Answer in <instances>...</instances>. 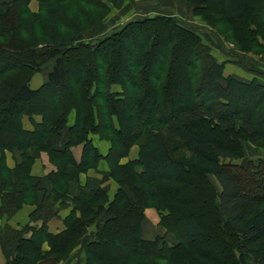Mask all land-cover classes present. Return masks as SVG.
Wrapping results in <instances>:
<instances>
[{"label":"trees","instance_id":"obj_1","mask_svg":"<svg viewBox=\"0 0 264 264\" xmlns=\"http://www.w3.org/2000/svg\"><path fill=\"white\" fill-rule=\"evenodd\" d=\"M31 1L0 2V112L6 116L0 132V214L11 217L37 194L40 179L29 173L31 150L47 151L57 170L51 175L52 188L30 215L41 225H4L0 249L5 261L0 264H58L78 241L85 264H104L105 258L109 264H264V159L244 165L222 161L242 154L241 139L251 144L264 140V84L255 77L224 75L225 64L212 56L199 65L202 52L209 53L200 50L201 39L192 27L172 16L133 19L95 36L85 33L84 17L91 15L90 8L100 7L97 0H36V11L30 9ZM108 1L116 7L124 0ZM215 3L222 7L224 21L245 15L242 0ZM68 5L76 9L71 19ZM253 22L239 31L233 22L234 39L240 45L244 37L249 39L244 51L259 33ZM161 39L164 51L158 48ZM178 50L186 56L180 63ZM50 60L47 80L30 87L32 75ZM73 67L80 73L73 74ZM179 68L186 76L184 86L171 80ZM183 93L204 95L205 100L182 102ZM72 110L75 121L68 126ZM33 115L40 120L33 121ZM24 116L32 129L23 126ZM198 123L211 130L192 132ZM217 131L232 135L235 150L218 143ZM92 133L110 142L105 155L90 139ZM79 143L83 153L76 163L70 148ZM133 145L138 146L137 158L121 163ZM13 148L22 151V161L9 168L5 150ZM102 159L118 184L113 199L105 207L103 189L81 187L71 200L79 216L72 211L62 231L49 232L46 221L62 206L57 200H68L66 167L85 171ZM192 173L200 177L210 202L206 226L197 215L182 211L183 199L177 197L176 190L188 183L182 175ZM146 207L158 210L160 223L176 241L142 237ZM129 212L132 231L123 239L119 224ZM85 226L93 229L83 237ZM195 242L224 252L225 262L194 253Z\"/></svg>","mask_w":264,"mask_h":264},{"label":"rangeland","instance_id":"obj_2","mask_svg":"<svg viewBox=\"0 0 264 264\" xmlns=\"http://www.w3.org/2000/svg\"><path fill=\"white\" fill-rule=\"evenodd\" d=\"M215 1L216 0H124L120 5L114 7L108 0H97L100 7L90 8L91 15L86 14L84 17V26L85 28H89L85 33L101 36L123 27L130 20L143 19L147 16H154L156 14H164L174 17L181 25L192 27L200 37L202 43L200 50L202 49L209 54L206 56V54L202 52L203 58L201 57L198 61L199 65H203L202 63L206 62L209 56H212L218 62H223L225 64L224 75H235V71L229 72L226 69V66L232 67L236 70H239L237 68L241 66L248 69L252 66V71H255L256 73H264V21H262L260 17L264 15V0H242L245 15L241 19L233 20L237 31L245 27L248 23L254 24L253 21L257 22H255L256 26H252V28L255 27V30H258L259 33H254V36L252 37L254 42L249 45L250 49H245V51L243 47L249 48L247 47L249 39L244 37L243 44L241 45L234 39L236 31H233V22L223 20V14L221 11L222 7L217 6ZM92 2L93 0H91V3ZM78 5L80 4H77V6ZM200 6H203L204 8L200 10ZM67 8L69 9V18L71 19L72 14L76 9L69 7V5ZM162 40L163 39L160 40L161 43L158 48H160L161 51H164V43ZM114 53H116V50ZM176 58L179 62L180 60L184 61L186 56L178 50ZM51 61L53 60H50L49 62ZM72 70L75 75L80 73V69H77L76 67H73ZM152 70H155L154 66H152ZM179 70L180 71L177 73H174L171 80L172 83L174 82L175 84L184 86L186 76L185 74H182V69L179 68ZM70 75L71 74H68V76ZM184 94L185 93H183L181 97H184L182 102H189L191 98L198 99V102H203L205 100L204 95L197 98L195 94H193L192 97ZM5 117L4 112H0V132L5 130L3 122ZM239 124L240 122L236 123L237 126ZM190 130L196 133L211 129L208 125L198 123L196 126H191ZM215 134L220 145L235 150L232 145V135L230 133L226 131H217ZM240 145L242 146V154L240 156L235 158H225L222 161L233 165H244L248 160L264 159V140L260 141L258 144H251L246 140L241 139ZM182 178L186 179L188 182L187 184H184L183 187L176 190L177 197L182 198L185 205V208H182V211L187 210L192 212L197 215L199 221L204 226L208 225L209 215L207 209L210 207V202L206 194L205 186L200 177L194 173H192V175L184 174L182 175ZM211 179L216 189L219 191L217 181L214 177H211ZM246 185L248 186V183H246ZM128 215L129 216H124L119 224L122 227L119 236L123 239H127L132 231V212H129ZM194 253H202L206 257L218 262H225L226 260L224 252L212 249L205 242H195ZM103 260L104 264H109L108 258ZM244 260L246 262L248 261L246 259ZM252 264H254V262H252Z\"/></svg>","mask_w":264,"mask_h":264},{"label":"crops","instance_id":"obj_3","mask_svg":"<svg viewBox=\"0 0 264 264\" xmlns=\"http://www.w3.org/2000/svg\"><path fill=\"white\" fill-rule=\"evenodd\" d=\"M10 0H0V2H6ZM29 7L32 11H36L38 8V2L32 0L29 4ZM53 62H48L44 69L39 72H35L30 81L29 85L32 88H37L47 80V74L51 69ZM225 69V68H224ZM226 69L229 72L235 71L234 76L243 80H250L252 78H257L258 81L264 84V73H256L252 71V66L248 69L243 66L237 68L240 70L233 69L232 67L226 66ZM114 90H120V87L117 84L112 86ZM33 121L38 122L40 120L39 115L32 116ZM75 121V111L72 110L67 119V125L71 126ZM23 126L27 129L33 128V123L30 121L28 116H24L22 119ZM90 139L98 148L99 152L102 155H105L110 147V142L104 138H100L97 134H90ZM73 160L78 163L81 160L83 153V143H79L71 146L70 148ZM31 155L33 156V161L30 166V175L40 179L39 188L37 194L34 198L27 200L21 205V207L11 216L6 217L5 215L0 214V234L4 230V225L9 224L13 227L19 228L25 224L28 225H41V220L32 221L30 220V215L37 208L39 199L43 193L48 192L53 183L51 181V175L53 172H56L57 167L52 163L51 158L47 151L45 150H31ZM138 155V146L133 145L128 154L120 159L121 163H126L129 160H134ZM22 161V151L18 148H13L11 150H5V163L9 168H14ZM66 172L68 179H66L65 185L66 196L68 200L61 203L60 199L57 200L56 205L59 203L62 205L59 208V211L56 215L50 217L46 221V227L51 233H58L65 228L64 220L68 215L74 211L77 216H79V211L73 206L72 199L77 196L78 191L81 187H85L90 190L97 188L103 189L107 196L108 201L104 204L106 207L108 202L113 199L114 194L117 190V182L110 176L109 166L106 160L102 159L98 162L97 166L94 168H89L85 171H80L78 168L69 164L66 167ZM20 189V185L17 186ZM101 217V216H100ZM87 225V224H86ZM93 227L85 226L83 237L86 236ZM141 232L142 237L145 239H153L156 236H164L167 239H172L170 241H176L175 235L172 232L167 231V229L160 223V213L154 207H146L144 209V217L141 221ZM48 245L45 243L43 245V250H47ZM5 261V257L0 249V263ZM48 264V263H44ZM58 264H85L84 251L81 248L80 241H78L71 252L61 258ZM129 264H134L130 262Z\"/></svg>","mask_w":264,"mask_h":264}]
</instances>
